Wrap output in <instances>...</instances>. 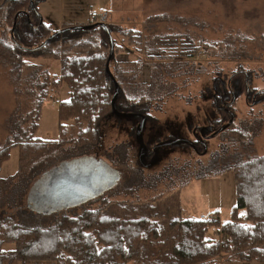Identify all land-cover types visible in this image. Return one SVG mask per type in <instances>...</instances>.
Listing matches in <instances>:
<instances>
[{"label":"rangeland","instance_id":"1","mask_svg":"<svg viewBox=\"0 0 264 264\" xmlns=\"http://www.w3.org/2000/svg\"><path fill=\"white\" fill-rule=\"evenodd\" d=\"M38 8L55 28L45 23L52 33L65 29L54 37L79 29L75 27L90 20L110 26L113 42L124 47L115 60L140 58L143 62L139 89L148 117L136 136L129 134L137 122L135 117L110 118L103 123V137L92 151L75 144L78 130L73 120H67L63 122L65 143L40 153L22 170V148L11 146L0 168V220L39 228L108 203L152 202L166 223L178 216L212 214L218 226L209 228L207 234L210 240H217L219 225L229 220L236 200L234 176L227 167L237 160L264 155V0H43ZM93 10L97 18L91 16ZM161 14L169 19L156 23L146 20ZM62 20L87 23L61 25ZM128 29L141 32L148 47L129 44L123 33ZM2 32L0 27V36ZM174 35L184 36L170 38ZM156 36L167 38L154 42ZM65 40L58 36L57 43L47 50L61 52ZM193 48L196 50L190 51ZM59 70L57 57L26 58L19 72L0 56V146L11 141L21 127L26 133L31 130V119L25 118L39 100V90L33 85L44 71L55 75ZM237 71L245 74L248 85L241 93L231 87L234 98L228 115L232 123L226 127L224 86ZM66 98L62 86L56 92L51 89L42 100L34 135L39 142L60 140L58 104ZM22 147L30 152L27 146ZM85 156L95 161L73 162ZM100 160L117 170V181L92 194L108 177ZM65 162V173L75 166L86 170L87 188L93 189L89 197L47 213L29 208V187ZM2 248L12 250L14 244H3ZM218 260L219 264H230L224 256ZM1 264L56 263L4 260Z\"/></svg>","mask_w":264,"mask_h":264},{"label":"trees","instance_id":"2","mask_svg":"<svg viewBox=\"0 0 264 264\" xmlns=\"http://www.w3.org/2000/svg\"><path fill=\"white\" fill-rule=\"evenodd\" d=\"M41 1L0 0L3 31L0 56L7 58L19 72L29 57L51 56L60 61L58 74L44 71L42 79L33 85L39 90V100L25 118L31 119V130L26 133L27 129L21 127L11 141L0 146V168L15 144L22 148L19 161V170H22L40 153H48L65 143L63 122L67 120H73L77 127L75 144L92 151L103 137V123L110 118L135 117L137 122L130 127L129 134L136 136L148 117L144 108L146 101L139 89L142 60L116 61L115 56L123 52L124 47L114 43L107 71L109 35L104 25L94 22L58 35L66 39L61 52L47 50L57 43L58 36L39 47L53 32L38 12L37 4ZM167 19L168 15L161 14L146 20L156 23ZM107 27L111 33L110 26ZM123 33L129 44L148 47L141 32L128 29ZM164 38L167 37L156 36L154 42ZM247 85V77L240 71L226 81L228 102L224 104V111L228 125L232 123L228 114L234 98L231 87L241 93L246 92ZM62 86L66 88L67 98L58 104L60 140L39 142L34 135L38 130L42 100L49 96L51 89L56 92ZM22 146H27L30 152ZM227 169L234 176L236 200L229 220L219 225L217 240H210L207 232L214 225L218 226V220L208 222L178 216L166 223L155 203L113 202L39 228H25L10 220H0V264L4 260L56 264H219V256H224L230 264H264V155L237 160ZM3 244H14V248L5 251Z\"/></svg>","mask_w":264,"mask_h":264},{"label":"water","instance_id":"3","mask_svg":"<svg viewBox=\"0 0 264 264\" xmlns=\"http://www.w3.org/2000/svg\"><path fill=\"white\" fill-rule=\"evenodd\" d=\"M97 24H102L106 28V32L109 35L110 39V51L108 58L106 60V70L109 71V59L113 54L114 42L109 31L107 25L104 22H96ZM88 25L76 26L75 28H83ZM74 28V27H71ZM65 29L58 30L52 33L41 46L45 45L51 38H53L56 34L62 32ZM115 84V92L117 89V85ZM115 94L112 97V101L114 100ZM89 161H95L94 158L85 156L77 160H73V162H77L80 164L89 163ZM101 168H106L108 170V176L106 180H104L103 184L100 185L98 189L94 192L93 189L89 190L87 187L89 185V180L84 176L85 169L81 166L80 169L75 167L73 171L69 173H65V167L67 166L68 162L61 164L60 167L55 168L53 170L48 171V173L44 174L41 179L36 181L34 185L30 188V193L28 196V207L35 210H42L45 212L52 211L53 209H57L65 205L68 207L70 204H75L81 201L82 198L86 199L89 197L90 191L92 194H97L104 189L112 187L115 182L117 181V170L108 166L107 163L100 160ZM100 169V168H99ZM81 191L83 193L81 194Z\"/></svg>","mask_w":264,"mask_h":264},{"label":"crops","instance_id":"4","mask_svg":"<svg viewBox=\"0 0 264 264\" xmlns=\"http://www.w3.org/2000/svg\"><path fill=\"white\" fill-rule=\"evenodd\" d=\"M38 9H39V8H38ZM93 11H94V10H93ZM39 13L41 14V17H42L43 22L46 23V24H48V25H50V26L52 27L51 22H50L49 20H46V19H45L44 15H43V12H42L40 9H39ZM87 22H92V20L87 21ZM87 22H82V21L79 22V21H74V20H73V21H64V20H62V21H61V25H62L63 23L79 24V23H87ZM61 25H60V26H61ZM52 29H55V28L52 27ZM61 164H63V163L57 164L55 168L60 167ZM55 168H53V169H55ZM53 169H51V170H53ZM35 182H36V181H35ZM35 182H34V183H35ZM32 186H33V185H32ZM32 186H30L29 189H30ZM46 213H47V212H46ZM207 237H208V234H207ZM208 238H209V237H208Z\"/></svg>","mask_w":264,"mask_h":264},{"label":"built area","instance_id":"5","mask_svg":"<svg viewBox=\"0 0 264 264\" xmlns=\"http://www.w3.org/2000/svg\"><path fill=\"white\" fill-rule=\"evenodd\" d=\"M91 16L93 18H97L98 13L96 11H92L91 12ZM98 21H100V19H98ZM56 102H58V100H56ZM198 219L205 220V221H208V222H212V221H214L215 218L213 217L212 214H208V215H199Z\"/></svg>","mask_w":264,"mask_h":264},{"label":"flooded vegetation","instance_id":"6","mask_svg":"<svg viewBox=\"0 0 264 264\" xmlns=\"http://www.w3.org/2000/svg\"><path fill=\"white\" fill-rule=\"evenodd\" d=\"M225 109H226V108H225ZM227 110H228V109H227ZM230 111H231V110H230ZM227 125H228V124H226V127H227ZM108 178H109V176H108ZM82 193H83V191H81V194H82Z\"/></svg>","mask_w":264,"mask_h":264}]
</instances>
